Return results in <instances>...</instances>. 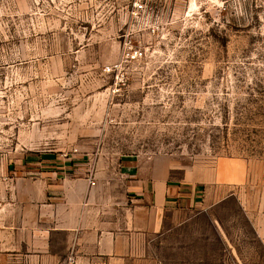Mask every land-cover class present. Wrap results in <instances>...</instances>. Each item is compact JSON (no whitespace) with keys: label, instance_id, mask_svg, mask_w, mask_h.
Masks as SVG:
<instances>
[{"label":"rangeland","instance_id":"rangeland-1","mask_svg":"<svg viewBox=\"0 0 264 264\" xmlns=\"http://www.w3.org/2000/svg\"><path fill=\"white\" fill-rule=\"evenodd\" d=\"M159 155L175 181L246 173L235 194L203 184L214 203L172 231L187 243L168 264H264V0H0L3 204L51 203L29 196L39 176L109 180Z\"/></svg>","mask_w":264,"mask_h":264},{"label":"crops","instance_id":"crops-1","mask_svg":"<svg viewBox=\"0 0 264 264\" xmlns=\"http://www.w3.org/2000/svg\"><path fill=\"white\" fill-rule=\"evenodd\" d=\"M177 159L159 155L123 162L111 179L39 176L30 197L41 192L52 200L45 207L36 204L8 205L1 201L5 188L0 177V261L4 264H168L182 260L170 251L187 243L172 237L200 210L197 196L203 184L228 187L246 180L244 170L214 171L194 176L193 166L181 167L175 181L172 170ZM22 186V183L19 184ZM243 207L248 199L237 195ZM254 232L264 244V212L251 218ZM214 221V218H211ZM171 235V236H170ZM169 251V253H167Z\"/></svg>","mask_w":264,"mask_h":264},{"label":"built area","instance_id":"built-area-1","mask_svg":"<svg viewBox=\"0 0 264 264\" xmlns=\"http://www.w3.org/2000/svg\"><path fill=\"white\" fill-rule=\"evenodd\" d=\"M137 3H138V5H141L140 2H137ZM88 179H89V181L91 183H94V178L92 176L88 177ZM67 262H68V264H71L73 262V259H72L71 256L68 257V261Z\"/></svg>","mask_w":264,"mask_h":264}]
</instances>
